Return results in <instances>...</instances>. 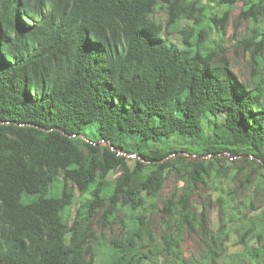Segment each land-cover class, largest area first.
<instances>
[{"label":"trees","instance_id":"obj_1","mask_svg":"<svg viewBox=\"0 0 264 264\" xmlns=\"http://www.w3.org/2000/svg\"><path fill=\"white\" fill-rule=\"evenodd\" d=\"M240 2V18L259 24L240 45L260 73L264 0H0V264H193L186 233L203 237L195 264H264V211L247 225L245 249L227 255V235L193 209L191 189L156 204L174 142L253 158L243 185L255 177L264 188V79L248 86L224 53L209 59L224 52L229 10L204 22V3ZM183 20L193 25L180 29ZM175 30L182 47L164 37ZM212 165L179 170L186 188L207 184ZM152 210L165 218L160 240ZM120 214L123 237L100 239L95 220L107 227Z\"/></svg>","mask_w":264,"mask_h":264},{"label":"rangeland","instance_id":"obj_2","mask_svg":"<svg viewBox=\"0 0 264 264\" xmlns=\"http://www.w3.org/2000/svg\"><path fill=\"white\" fill-rule=\"evenodd\" d=\"M204 4H209L206 10L207 18L204 20L205 24H210L209 18L222 16L225 11H230L226 36L223 38L221 44L224 52H218L216 49L213 56H210L209 59L216 63L224 53L230 62L231 70L238 76L242 83L248 86H251L255 79H264V66L261 67V72L259 73L257 66L252 60V54L246 52L240 45V42L251 34L254 27H259V24L253 21L240 18L243 3L240 2L232 8L224 6L219 9L214 8L213 3ZM154 20L165 25L167 21L165 10H157L154 13ZM191 25H193L192 22L183 20L180 29ZM211 26L213 27V38L219 28L217 29L213 24ZM261 27H264V16L262 17ZM128 29L129 31H135L136 26L128 21ZM255 35L257 37V33ZM164 37L169 38L171 42H174L180 47L183 46L182 37L178 30H175L169 37H166V35ZM258 39H261V37H258L256 40ZM262 120L263 118L260 119V121ZM207 137H209V134H207ZM85 140L87 141V139ZM100 144L103 146L107 145V143L103 142ZM185 147L187 148L185 145L174 142L167 148L173 149L172 151L174 152L171 153L165 162L170 165L175 164V166L166 174L163 189L156 199L157 206L161 208L163 202L175 191H179V195H181L185 189H191L190 200L193 209L198 210L199 214L204 212L208 228L212 233L217 234L218 232H222L227 235L224 252L227 255L241 253L245 249L243 239L247 225L264 211V188L258 187L257 182H255V177L251 179L250 184L243 185L246 175L252 173L253 170V166L245 163L244 159H252V162H255V160L251 157H238L231 153L204 154L201 152L204 146L197 148L199 153H192L185 151ZM231 149L236 148L231 147ZM122 155L129 160L131 165L137 161H143L139 155L134 153ZM209 162H213V165L210 171V177L207 179V184L197 183L187 189L185 179H183L186 175L179 173V170L183 172L188 168L187 165L189 164ZM143 163L148 164L144 161ZM178 163L184 164L185 167L178 165ZM215 165L220 168L221 173L217 177L213 176L215 174ZM120 175L121 172L117 171L109 177V180L115 182ZM76 194L78 199L83 195L78 190H76ZM84 197L86 200L89 198V196ZM78 205L79 203L75 204L74 213ZM147 216L155 237L160 240L165 219L164 216L154 210L148 211ZM98 219L99 217L95 220L94 228L100 236V239L111 240L123 237L124 229L121 224L123 215L120 214V220L116 224H107V227L104 226V223H100ZM256 245L254 241L250 242V247H256ZM182 251L185 258L193 264L202 261L205 253L202 234L186 233L183 237ZM155 264H169V260L161 257Z\"/></svg>","mask_w":264,"mask_h":264}]
</instances>
